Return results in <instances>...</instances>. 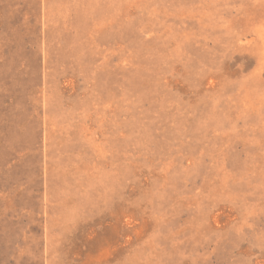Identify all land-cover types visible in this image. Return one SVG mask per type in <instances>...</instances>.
I'll use <instances>...</instances> for the list:
<instances>
[{"label":"rangeland","instance_id":"obj_1","mask_svg":"<svg viewBox=\"0 0 264 264\" xmlns=\"http://www.w3.org/2000/svg\"><path fill=\"white\" fill-rule=\"evenodd\" d=\"M0 264H264V0H0Z\"/></svg>","mask_w":264,"mask_h":264}]
</instances>
